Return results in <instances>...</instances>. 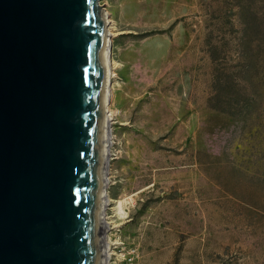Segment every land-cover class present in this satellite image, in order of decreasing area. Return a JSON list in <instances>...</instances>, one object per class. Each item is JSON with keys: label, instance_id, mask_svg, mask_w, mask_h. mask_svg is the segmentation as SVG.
Here are the masks:
<instances>
[{"label": "rangeland", "instance_id": "rangeland-1", "mask_svg": "<svg viewBox=\"0 0 264 264\" xmlns=\"http://www.w3.org/2000/svg\"><path fill=\"white\" fill-rule=\"evenodd\" d=\"M101 3L113 264H264V0Z\"/></svg>", "mask_w": 264, "mask_h": 264}, {"label": "water", "instance_id": "water-1", "mask_svg": "<svg viewBox=\"0 0 264 264\" xmlns=\"http://www.w3.org/2000/svg\"><path fill=\"white\" fill-rule=\"evenodd\" d=\"M102 0H0V264H99Z\"/></svg>", "mask_w": 264, "mask_h": 264}, {"label": "bare ground", "instance_id": "bare-ground-1", "mask_svg": "<svg viewBox=\"0 0 264 264\" xmlns=\"http://www.w3.org/2000/svg\"><path fill=\"white\" fill-rule=\"evenodd\" d=\"M102 4V3H101ZM103 5V4H102ZM104 6V5H103ZM106 22V81H105V106L103 110V127L101 137V174H100V195H99V264H113V260L117 254L115 251L118 249L120 243L112 244L109 241L110 232L117 228L119 225H114L113 218L109 217L108 211L112 205L116 206L119 214H122V218H125L121 210L122 206H125V200L113 201L108 193L109 189V176L111 171V148L113 145V125L114 118L111 111L112 99H111V87L114 75L115 63L111 59V50L113 45V37L116 35L113 33L114 27L109 13L105 11ZM121 217V215H120ZM114 225V226H113Z\"/></svg>", "mask_w": 264, "mask_h": 264}]
</instances>
